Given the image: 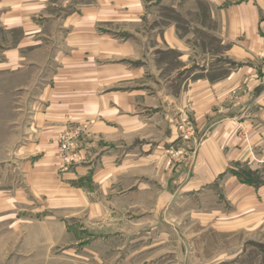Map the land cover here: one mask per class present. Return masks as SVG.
<instances>
[{
  "label": "crops",
  "instance_id": "1",
  "mask_svg": "<svg viewBox=\"0 0 264 264\" xmlns=\"http://www.w3.org/2000/svg\"><path fill=\"white\" fill-rule=\"evenodd\" d=\"M1 95L30 185L83 127L68 179L144 233L264 237V0H0Z\"/></svg>",
  "mask_w": 264,
  "mask_h": 264
},
{
  "label": "rangeland",
  "instance_id": "2",
  "mask_svg": "<svg viewBox=\"0 0 264 264\" xmlns=\"http://www.w3.org/2000/svg\"><path fill=\"white\" fill-rule=\"evenodd\" d=\"M1 97L0 264H264V237L258 233L239 234L230 241L226 235L186 233L193 228L187 225L173 226L165 235L147 234L132 215L121 216L124 203L115 201L113 187L104 196L90 181L71 183L68 178L80 157L70 152L81 140L83 127L55 142L56 183L30 185V171L18 149L20 135L7 127L16 107L4 105ZM68 138L70 147L62 150ZM71 188L78 193L73 201L65 192ZM83 196L97 204L101 196L103 215L91 217Z\"/></svg>",
  "mask_w": 264,
  "mask_h": 264
},
{
  "label": "trees",
  "instance_id": "3",
  "mask_svg": "<svg viewBox=\"0 0 264 264\" xmlns=\"http://www.w3.org/2000/svg\"><path fill=\"white\" fill-rule=\"evenodd\" d=\"M242 176H244V177H246V178H244V177H241L240 176V178L242 179V180H246V181H249V182H254L256 185H259L260 184V179H259V177L255 174V173H253V172H251V171H246V172H244L243 174H242Z\"/></svg>",
  "mask_w": 264,
  "mask_h": 264
},
{
  "label": "built area",
  "instance_id": "4",
  "mask_svg": "<svg viewBox=\"0 0 264 264\" xmlns=\"http://www.w3.org/2000/svg\"><path fill=\"white\" fill-rule=\"evenodd\" d=\"M79 134V133H78ZM70 139L68 138L64 144L62 145V150H68L70 147V143H69Z\"/></svg>",
  "mask_w": 264,
  "mask_h": 264
}]
</instances>
